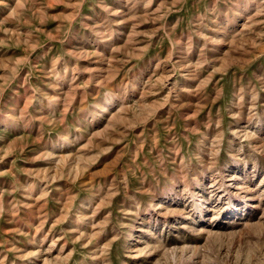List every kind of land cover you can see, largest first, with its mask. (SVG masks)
<instances>
[{"label":"rangeland","instance_id":"rangeland-1","mask_svg":"<svg viewBox=\"0 0 264 264\" xmlns=\"http://www.w3.org/2000/svg\"><path fill=\"white\" fill-rule=\"evenodd\" d=\"M0 264H264V0H0Z\"/></svg>","mask_w":264,"mask_h":264}]
</instances>
